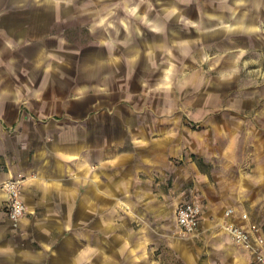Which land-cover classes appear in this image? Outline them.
<instances>
[{
	"label": "crops",
	"instance_id": "crops-1",
	"mask_svg": "<svg viewBox=\"0 0 264 264\" xmlns=\"http://www.w3.org/2000/svg\"><path fill=\"white\" fill-rule=\"evenodd\" d=\"M263 8L264 0H0V185L24 178L26 205L14 227L0 187V264H252L253 251L219 225L246 229L258 245L241 213L254 202L251 187L264 188V155L257 177L233 171L235 138L190 139L167 109L134 99L152 80L169 85L192 52L196 61L240 49L261 31ZM205 161L224 170L219 185L229 179L235 215L199 182ZM184 202L202 207L189 241L169 234Z\"/></svg>",
	"mask_w": 264,
	"mask_h": 264
},
{
	"label": "rangeland",
	"instance_id": "rangeland-1",
	"mask_svg": "<svg viewBox=\"0 0 264 264\" xmlns=\"http://www.w3.org/2000/svg\"><path fill=\"white\" fill-rule=\"evenodd\" d=\"M260 23L262 29L259 34L245 38L247 40L241 42L243 45L240 49L207 51L204 58L202 55L198 56V53L195 57L198 61L193 59L192 52L189 62L183 59V66L175 68L174 78L169 85L165 86V82L152 80L145 86L146 92L141 93L142 97L134 99L140 108H156L159 113L167 109L168 113H171L168 115V122L186 126L191 133L190 139L193 138L192 133H198L209 141L212 140V144L220 139L224 145L225 140L235 138L234 154L239 163H236L232 170L242 171L250 177H257L256 161L261 154L264 155V8ZM164 117L158 115L159 121ZM181 132L182 129H179L175 133ZM205 149H211L212 152L216 150L207 146ZM225 150L224 148L223 152ZM195 161L196 158L192 157L189 162L192 165ZM173 164L181 166L182 161L175 158ZM197 165L206 174V181L204 179L199 182L206 185L209 198L220 202L221 213L223 211L226 216L235 215L236 209L229 202L231 196L229 189H226L229 179L222 180L223 183L219 185V176H224V170H214L213 165L206 161L203 165L197 162ZM172 178L165 179L167 184L172 185ZM251 181L257 182L255 179ZM190 183L184 191H192L195 182L191 179ZM257 186L251 187L257 194H254L253 204L250 202L245 205L246 211L241 213V219L252 221V231L259 232L260 236L258 245L251 237L250 241L255 248H260L264 247V188ZM229 210H232V215H227ZM244 214L247 215L245 219ZM141 222L145 224L144 220ZM228 223L230 222L219 225V228L223 233L226 232L237 246L243 247L226 231L225 226ZM169 234L189 241L195 238L197 233L184 235L178 226H175ZM196 244V255L201 262L206 261L209 255L207 243L201 240Z\"/></svg>",
	"mask_w": 264,
	"mask_h": 264
},
{
	"label": "built area",
	"instance_id": "built-area-1",
	"mask_svg": "<svg viewBox=\"0 0 264 264\" xmlns=\"http://www.w3.org/2000/svg\"><path fill=\"white\" fill-rule=\"evenodd\" d=\"M24 181V178H9L0 185L1 189L7 194V214L14 227L18 226L26 211V205L21 198V189ZM201 214L202 207L200 204L195 202L179 204L176 209V218L180 232L184 235L197 233ZM227 215H232V210H229ZM246 217L247 215L244 214L243 218L245 219ZM225 228L239 245L250 248L253 251L254 261L252 264H264V247L255 248L252 245L249 231L234 223L226 224Z\"/></svg>",
	"mask_w": 264,
	"mask_h": 264
}]
</instances>
